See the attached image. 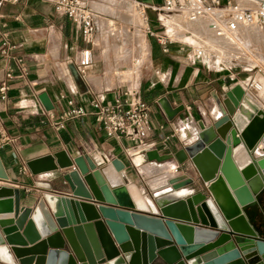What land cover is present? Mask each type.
I'll return each mask as SVG.
<instances>
[{
  "label": "water",
  "instance_id": "95a60500",
  "mask_svg": "<svg viewBox=\"0 0 264 264\" xmlns=\"http://www.w3.org/2000/svg\"><path fill=\"white\" fill-rule=\"evenodd\" d=\"M73 78L86 91L77 71ZM245 95L239 84L223 98L212 92L219 115L210 125L197 122L191 144L174 153L145 152L149 162L189 163L196 177L139 192L152 207H137L125 184L111 187L84 154L60 151L27 162L32 176H52L35 184L39 195L0 186V215H6L0 216V264H264V157L247 153L263 183L256 192L233 159L241 139H234L232 118ZM39 100L51 110L45 96ZM157 104L167 121L183 111L165 97ZM111 164L124 169L119 160ZM7 180L0 161V181ZM53 186L68 195L52 194ZM177 192L182 195L159 202ZM33 199L34 206H23Z\"/></svg>",
  "mask_w": 264,
  "mask_h": 264
},
{
  "label": "crops",
  "instance_id": "0c3cea01",
  "mask_svg": "<svg viewBox=\"0 0 264 264\" xmlns=\"http://www.w3.org/2000/svg\"><path fill=\"white\" fill-rule=\"evenodd\" d=\"M138 1L146 4L160 3L159 0ZM220 1L225 3L228 0ZM230 1L238 3V0ZM93 13L97 17L98 13ZM135 17V22L128 21L126 25L141 30L145 23L137 14ZM147 17L146 25L158 30L155 14L147 12ZM200 22L205 28V23ZM0 24V81L5 79L9 69L13 70L12 78L7 81L6 96L4 99L0 96V137L4 135L9 139L0 144V161L8 177L6 182L0 181V186L41 194L42 191L35 189V184L48 183L52 175L32 176L26 163L60 151H64L70 158L84 154L102 171L111 187L122 183L138 189L142 195H149L150 191L155 190L151 184L162 175L167 176L166 184L173 178H192L196 181L189 163L178 166L174 160L149 162L145 152L156 150L159 154L174 153L191 144L198 129L197 122L202 120L205 125H210L217 118L212 115L217 111L212 92L223 98L224 93L234 84L242 86L251 103L257 106L255 112L246 118L245 136L235 122L239 108L232 118L235 133L241 139L239 147L252 154L259 142L256 141L250 148L247 139L252 138L264 122V110H261L264 108V100L257 99L249 91L248 85L253 80L245 74L246 71L234 69L235 79L231 82L227 72L215 73L198 62H191L178 45H170L169 52L163 53L155 39L143 35L142 71L137 78L127 81L119 79L116 76L118 73L111 74L108 63L103 59L104 50L96 51L94 46L84 44L74 24L68 18L56 14L49 4L40 0L5 3L0 8ZM189 25L193 24L186 26ZM208 42L216 44L214 40ZM85 48L90 49L93 64L80 73L76 59L78 52ZM18 59L22 60L26 68L24 75H20L16 63ZM75 71L85 84L84 92L74 82ZM125 89L138 91L140 99L148 107L151 132L147 144L152 147L135 154L132 160L139 159V164L146 170L160 166L153 173H147L148 170L141 172L134 161L131 163L126 150L129 144L123 140L107 138L92 115L89 103L96 93H103L104 103L111 104L115 96ZM40 96H45L51 106L50 111L44 109ZM162 97L172 107L183 106V111L172 121L166 120L157 104V100ZM78 108L85 111L84 116L61 120V116L70 109ZM181 126L187 127L183 129V134L177 132ZM261 135H264V130ZM252 158L257 160L263 157L252 154ZM113 160H119L124 169L116 171L111 164ZM21 168L25 172H21ZM51 193L57 196L68 195L57 186H53ZM35 199L24 202L23 206H34Z\"/></svg>",
  "mask_w": 264,
  "mask_h": 264
},
{
  "label": "built area",
  "instance_id": "2783aa9c",
  "mask_svg": "<svg viewBox=\"0 0 264 264\" xmlns=\"http://www.w3.org/2000/svg\"><path fill=\"white\" fill-rule=\"evenodd\" d=\"M18 0H0V8L5 3L14 4ZM49 4L53 11L68 18L76 27L81 41L88 46H96L97 26L95 15L89 6L90 0H40ZM126 6L136 13L145 26L141 29L145 36L156 40L163 53L169 52L170 45H178L184 50L191 62H198L206 69L215 73H228V80L234 81L233 70L240 68L243 71L256 69L250 66L239 65V60L233 56L239 54L243 46L240 31L255 28L264 35V0H250V4H239L233 1L221 3L220 0H159V4L143 3L138 0H124ZM147 12L156 16L158 30H153L146 22ZM167 21H177L181 26L195 24L199 21L205 23L206 33L203 37H192L181 27H176V34L184 36L183 40L176 38L174 34H167ZM1 26V24H0ZM1 34V33H0ZM214 40V47L209 44ZM6 45V41L3 40ZM250 46V45H249ZM264 53V46L263 51ZM20 75H24L26 68L22 60H16ZM139 61H135V65ZM93 64L89 48L78 52L76 65L79 72ZM13 70H8L5 79L0 81V96L4 99L7 93V81L12 78ZM246 93V92H245ZM71 105V102H68ZM89 106L92 115L107 138L117 141H125L129 144L127 156L131 163L135 154L151 149L147 139L151 132L150 117L147 105L140 99L138 91L125 89L120 95H116L111 104L104 103L103 93H96ZM85 115L81 108L70 109L61 116V120L79 119ZM181 129L177 130L179 133ZM1 143L9 139L1 135ZM21 172H25L21 168Z\"/></svg>",
  "mask_w": 264,
  "mask_h": 264
},
{
  "label": "rangeland",
  "instance_id": "374dc122",
  "mask_svg": "<svg viewBox=\"0 0 264 264\" xmlns=\"http://www.w3.org/2000/svg\"><path fill=\"white\" fill-rule=\"evenodd\" d=\"M237 2L244 5L250 1L238 0ZM89 4L91 10L98 13L95 18L97 21L95 50H104L103 59L108 63L111 74L118 73L116 76L119 79L127 81L137 78L142 71L143 58L141 54L144 49V33L139 28H131L126 25L128 21H136V13L126 6L124 0H91ZM239 35L245 38L244 44L240 48L239 54L233 56L239 60V65L256 68L245 73L251 76V81L264 80V53L260 52L263 51L264 39H262L261 32L255 28H248L241 30ZM192 37L189 40H192ZM136 60L139 61L137 66L134 64ZM242 81L247 80L243 79ZM253 81L248 85L249 91L252 90ZM254 97L264 100V95L255 94ZM185 128L187 127L181 126L179 134H183Z\"/></svg>",
  "mask_w": 264,
  "mask_h": 264
},
{
  "label": "bare ground",
  "instance_id": "6f19581e",
  "mask_svg": "<svg viewBox=\"0 0 264 264\" xmlns=\"http://www.w3.org/2000/svg\"><path fill=\"white\" fill-rule=\"evenodd\" d=\"M167 34L171 35L174 34L176 35V38L183 40L184 36H178L176 34V27H181L182 29H184L185 31H188L192 36H202L204 35L205 32V28L203 25V23H195L193 25H189V26H181V24L177 21H167ZM168 31H171V33H169ZM174 32V33H172ZM190 39V37H189ZM210 41V40H209ZM211 44V43H210ZM216 44H211L212 47H214ZM263 80H257L253 83L252 85V90L250 91L253 95L258 94V95H264V84H263ZM257 90V93L256 91ZM250 97L246 94L239 106V111L235 117V122L238 126V128L240 129V131L242 132V134L245 136L246 132H247V127H246V118L253 112H255L256 109V105H253L251 103V101L249 100ZM214 117H217L219 115V113L217 111H214L212 114ZM262 130H264V122L263 124L259 127V130L257 131V133L250 139H247L245 137V139H247L248 142V146L251 148L256 141L257 142L256 146L253 148L252 150V154H254L257 157H264V135H261ZM194 137H195V133H194ZM237 135L234 134V139L236 140ZM234 150V160L237 164V166L239 167V169L241 170V172L243 173L244 177L247 180V183L250 187V189L253 192L258 191L261 186L263 185L262 181L260 180V178L257 176L255 169L253 168L252 164L250 163L249 157L247 155V153L239 147V144H236L233 148ZM134 163L137 165L138 169L141 172H146L148 171H158L160 166L154 167L151 170L147 169L143 166H141L139 164V159L134 158ZM261 163L264 164V161H262ZM263 174H264V169H263ZM110 176V175H109ZM115 176V175H114ZM166 175H162L161 177L155 179L152 184L151 187L152 189H157L163 185L166 184ZM122 184V183H121ZM121 184H118L116 186H120ZM114 186V187H116ZM128 191L131 195V197L133 198V200L135 201V204L137 207L139 208H146L147 206H151L152 204L149 201V199L147 197H144L142 195H140L138 189L128 186ZM182 195V192H177L174 195H172L171 197L168 198H163L160 199L159 202H164L165 200H168L170 198H176L178 196Z\"/></svg>",
  "mask_w": 264,
  "mask_h": 264
}]
</instances>
